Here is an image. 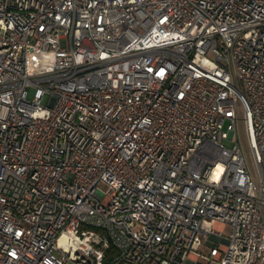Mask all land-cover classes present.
I'll return each instance as SVG.
<instances>
[{
  "label": "built area",
  "instance_id": "obj_1",
  "mask_svg": "<svg viewBox=\"0 0 264 264\" xmlns=\"http://www.w3.org/2000/svg\"><path fill=\"white\" fill-rule=\"evenodd\" d=\"M0 264H264V0H0Z\"/></svg>",
  "mask_w": 264,
  "mask_h": 264
},
{
  "label": "rangeland",
  "instance_id": "obj_2",
  "mask_svg": "<svg viewBox=\"0 0 264 264\" xmlns=\"http://www.w3.org/2000/svg\"><path fill=\"white\" fill-rule=\"evenodd\" d=\"M228 143H229V142L227 141L226 144H228ZM228 230H229V228L227 227L225 231L228 232Z\"/></svg>",
  "mask_w": 264,
  "mask_h": 264
}]
</instances>
